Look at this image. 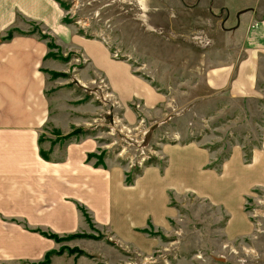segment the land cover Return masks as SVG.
<instances>
[{
    "label": "crops",
    "instance_id": "obj_1",
    "mask_svg": "<svg viewBox=\"0 0 264 264\" xmlns=\"http://www.w3.org/2000/svg\"><path fill=\"white\" fill-rule=\"evenodd\" d=\"M256 14L242 13L231 36L226 35L235 42L206 75L212 93L231 100L263 98L264 16ZM23 20L34 22L61 45L81 46L69 49L86 61L81 76L89 83L91 75L103 77L111 95L126 106L125 116L133 112L127 104L135 99L148 111L162 102L164 95L133 74L128 62L115 59L104 41L85 38L64 22L57 0H0V38ZM48 46L45 38L28 31L0 40V262L38 260L56 247L43 232H80L89 219L115 246L138 255L154 252L162 246L159 234L170 232L179 216L172 197L187 194L226 212V238L259 230L260 224L250 220L256 209L246 210L243 201L252 189H264V120L250 160L245 162L233 147L220 169L207 168L212 154L192 140L162 143L164 163L144 165L132 177L124 164L98 155L91 135H73L60 154L46 155L40 136L50 113L48 68L56 65L48 58ZM233 163L240 173L230 181ZM223 178L225 184L227 179L235 183L223 187ZM100 247L105 252L98 249L96 254L110 253ZM52 257L50 264H88L80 258Z\"/></svg>",
    "mask_w": 264,
    "mask_h": 264
},
{
    "label": "rangeland",
    "instance_id": "obj_2",
    "mask_svg": "<svg viewBox=\"0 0 264 264\" xmlns=\"http://www.w3.org/2000/svg\"><path fill=\"white\" fill-rule=\"evenodd\" d=\"M57 1L64 8V22L85 38L104 41L115 59L128 62L133 74L149 81L164 97L149 111L141 109V104L136 107L135 99L127 104L134 113L125 116L126 106L111 95L103 77L91 75L89 83L81 76L86 61L69 50L81 46L62 43L66 49L37 24L23 20L24 24L10 29L12 34L28 31L45 38L48 58L56 62L48 68L50 113L40 136V149L46 155L60 154L71 132L94 137L98 155L127 166L129 177L144 165L164 163L162 143L196 141L212 154L207 168L215 169H220L233 147L239 148L243 159L251 154L260 141L264 95L226 99L210 91L206 75L227 57L226 50L235 41L226 35L231 36L239 16L252 10L264 16V0ZM259 79L264 88V69ZM123 125L132 128L131 140L121 131ZM232 165L227 173L230 181L240 173L237 164ZM221 182L223 187L235 183L227 179L225 184L224 178ZM171 202L179 216L170 232L159 234L162 246L148 254L115 246L88 217V228L80 232L43 234L56 242L50 249L55 255L65 260L80 258L88 264H264V189H252L243 201L246 210L256 209L250 220L260 224L259 230L238 239L225 237L226 212L208 200L187 194L172 197ZM100 246L110 253L96 254L98 249L105 252ZM44 255L38 260L0 264H40Z\"/></svg>",
    "mask_w": 264,
    "mask_h": 264
},
{
    "label": "trees",
    "instance_id": "obj_3",
    "mask_svg": "<svg viewBox=\"0 0 264 264\" xmlns=\"http://www.w3.org/2000/svg\"><path fill=\"white\" fill-rule=\"evenodd\" d=\"M61 4V3H60ZM12 36V30H9L4 36H2L1 38H0V40H3V39H8V38H10ZM75 134V133H74ZM68 137H71V136H73V133L71 132V133H68V135H67ZM40 154L42 155V157H45L44 156V154H43V152L40 150ZM250 157H251V154L250 153H246L245 154V157H244V161L245 162H248L249 160H250ZM46 158V157H45ZM50 236L52 237V238H55V235H52V234H50ZM53 255H55V252L53 251V250H50V251H47L46 253H45V255H44V258H43V260H42V262L40 263V264H49V261H50V258H51V256H53Z\"/></svg>",
    "mask_w": 264,
    "mask_h": 264
},
{
    "label": "built area",
    "instance_id": "obj_4",
    "mask_svg": "<svg viewBox=\"0 0 264 264\" xmlns=\"http://www.w3.org/2000/svg\"><path fill=\"white\" fill-rule=\"evenodd\" d=\"M138 106H139V104L137 103V104H136V107H138ZM140 121H143V120H140ZM115 122H116V123H119V122H120V119L118 118L117 120H115ZM114 125H115V123L112 124V126H114ZM131 129H132V128H130V127H128V126H125V125L121 126V131H125V132H127V133H125V134H127V137H128L127 139H128V140H131V139H130V136H131V135L128 134L129 132H131ZM136 129H137V128H134V127H133V130H136ZM144 133H146L145 130L143 131V134H144ZM120 136H121V135H120ZM121 138H122V137H121ZM123 138H125V137L123 136Z\"/></svg>",
    "mask_w": 264,
    "mask_h": 264
}]
</instances>
